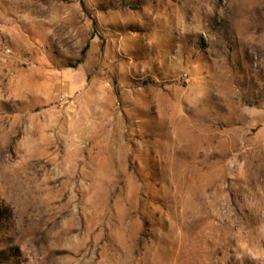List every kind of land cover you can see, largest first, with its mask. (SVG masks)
Listing matches in <instances>:
<instances>
[{"label":"rangeland","instance_id":"374dc122","mask_svg":"<svg viewBox=\"0 0 264 264\" xmlns=\"http://www.w3.org/2000/svg\"><path fill=\"white\" fill-rule=\"evenodd\" d=\"M0 264H264V0H0Z\"/></svg>","mask_w":264,"mask_h":264}]
</instances>
